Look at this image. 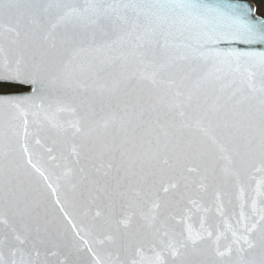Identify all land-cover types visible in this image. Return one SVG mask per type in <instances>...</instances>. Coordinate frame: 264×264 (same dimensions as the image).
I'll return each mask as SVG.
<instances>
[{
	"label": "snow or ice",
	"instance_id": "snow-or-ice-1",
	"mask_svg": "<svg viewBox=\"0 0 264 264\" xmlns=\"http://www.w3.org/2000/svg\"><path fill=\"white\" fill-rule=\"evenodd\" d=\"M253 15L0 0V264H264Z\"/></svg>",
	"mask_w": 264,
	"mask_h": 264
},
{
	"label": "water",
	"instance_id": "water-1",
	"mask_svg": "<svg viewBox=\"0 0 264 264\" xmlns=\"http://www.w3.org/2000/svg\"><path fill=\"white\" fill-rule=\"evenodd\" d=\"M199 2L210 4V5H218V6H227V5H230V4L247 5L249 8L253 9L254 12H255V15H253L251 17V19L254 22H257V21H259L261 19H264V18H262L261 16H259L257 14L256 5L253 2L249 1V0H199ZM257 50H261L260 46H257ZM5 84L13 85V84H10V83H5ZM191 224H192L193 228H198L199 227V217L198 216H194L192 218V220H191Z\"/></svg>",
	"mask_w": 264,
	"mask_h": 264
},
{
	"label": "trees",
	"instance_id": "trees-1",
	"mask_svg": "<svg viewBox=\"0 0 264 264\" xmlns=\"http://www.w3.org/2000/svg\"><path fill=\"white\" fill-rule=\"evenodd\" d=\"M255 5L257 6V14L264 18V0H251ZM6 87V88H5ZM5 88V89H10L8 92H13L15 89H21L16 86H2L0 85V89Z\"/></svg>",
	"mask_w": 264,
	"mask_h": 264
},
{
	"label": "flooded vegetation",
	"instance_id": "flooded-vegetation-1",
	"mask_svg": "<svg viewBox=\"0 0 264 264\" xmlns=\"http://www.w3.org/2000/svg\"><path fill=\"white\" fill-rule=\"evenodd\" d=\"M6 85L14 86V85H9V84H3L2 86H6ZM5 88L0 89V94H4V93H18V92L25 91V89L21 88V89H15V90H13V92H8L10 89H5Z\"/></svg>",
	"mask_w": 264,
	"mask_h": 264
},
{
	"label": "rangeland",
	"instance_id": "rangeland-1",
	"mask_svg": "<svg viewBox=\"0 0 264 264\" xmlns=\"http://www.w3.org/2000/svg\"><path fill=\"white\" fill-rule=\"evenodd\" d=\"M249 1H251V0H249ZM252 2V1H251ZM255 4V3H254ZM257 7V6H256Z\"/></svg>",
	"mask_w": 264,
	"mask_h": 264
}]
</instances>
